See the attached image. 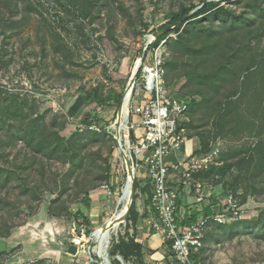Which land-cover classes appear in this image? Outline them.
Returning <instances> with one entry per match:
<instances>
[{
  "label": "rangeland",
  "instance_id": "374dc122",
  "mask_svg": "<svg viewBox=\"0 0 264 264\" xmlns=\"http://www.w3.org/2000/svg\"><path fill=\"white\" fill-rule=\"evenodd\" d=\"M208 2L227 12L186 25ZM182 9L190 12L173 38L168 23ZM147 25L169 27L167 79L179 81L184 98L201 99L188 137L219 139L222 168L232 166L198 180L264 200V0H0V264L100 263L89 258L88 238L116 212L125 167L109 129L120 105L97 106L94 97L123 96ZM88 113L100 132L83 124ZM136 180L133 203L142 216L135 224L127 216L112 236L108 264H155L148 248L141 260L110 254L132 237L139 243L143 224L151 233L142 217L155 215L146 212L145 181ZM104 183L112 196L99 190ZM202 258L264 264V214L212 226Z\"/></svg>",
  "mask_w": 264,
  "mask_h": 264
},
{
  "label": "built area",
  "instance_id": "2783aa9c",
  "mask_svg": "<svg viewBox=\"0 0 264 264\" xmlns=\"http://www.w3.org/2000/svg\"><path fill=\"white\" fill-rule=\"evenodd\" d=\"M147 27V31L143 30L141 61L128 102L125 136L121 132L118 138L113 127L109 129L114 133L117 153L124 159L125 179L128 163L134 181L143 179L144 185L150 187L147 211L155 217L147 222L159 237L161 246L166 248L167 243L170 244L171 256L167 261L170 264H208L202 258L207 231L215 225L227 226L258 218L264 212V201L249 195L241 204L231 191L218 192L212 184L196 179L197 175L222 166V147L219 139L206 141L203 148L196 137H188L191 121L187 111L192 99L179 98L180 83L169 86L166 81L165 47L171 36H165L155 46L167 32ZM172 37L176 38V33ZM86 126L88 130L100 132L96 126ZM171 156L174 160L168 161ZM173 177L178 179L177 188L168 185V179ZM180 186L193 196V210L198 214L186 228L179 222L186 212L181 211L177 216ZM99 188L107 196L113 195L109 184L104 183ZM212 198L216 204L210 207V214L205 215L204 209ZM186 215L190 218V213ZM95 257L101 264V258Z\"/></svg>",
  "mask_w": 264,
  "mask_h": 264
},
{
  "label": "trees",
  "instance_id": "16d2710c",
  "mask_svg": "<svg viewBox=\"0 0 264 264\" xmlns=\"http://www.w3.org/2000/svg\"><path fill=\"white\" fill-rule=\"evenodd\" d=\"M221 2H218V3H212V2H208V3H204L202 5V7L196 12L194 13L193 15H191L189 18H188V23L187 24H197L199 22H201L202 20H204L207 16H210L211 14L215 15V16H220L224 13H226V9L220 5ZM190 10L188 9H182L181 11H178L176 13H173L172 14V18L171 20L169 21V26H174L173 28V32L174 33H178L179 32V29H180V25L185 23L187 20H184L185 17L189 14ZM243 20H246L245 17L242 15L241 17H239ZM6 24V23H5ZM147 27V26H146ZM167 28H169L168 26H161L159 28H157L156 30L158 32H161V31H164L166 30ZM165 36H167V33L162 36L161 38H159L157 40V42L155 43V46L160 42V40H162ZM167 59H166V66H165V69H166V81H167V85L169 86H173L176 83H178L179 81H169L167 79ZM140 76V72L137 74V78ZM177 96L179 98H184L182 94H180V89H179V92L177 93ZM185 98H191V103L189 105V108H188V111H187V115L189 116L190 118V111L196 107L198 105V102L200 103L201 102V99L199 96H188L187 95L185 96ZM110 100H113L115 103H117L118 105L121 104V100H122V96L118 97V98H107V99H100L99 97H94V101L96 102L97 106H101V107H106V104L108 103V101ZM96 118H97V115H91L90 113H88L84 120L82 121L84 125H92L94 124V122L96 121ZM191 121V119H190ZM190 125H191V122L190 124L188 125V128H190ZM203 146V148H205L206 146V142L201 144ZM263 146V145H261ZM232 166L231 165H226L225 167L220 168L221 170V173L222 174H225L229 168H231ZM214 169L216 168H212L210 171H208L207 173H204V174H199L197 175L196 179H201L200 177L205 175V174H208L210 173L211 171H213ZM111 179V178H110ZM212 184V183H211ZM218 184V183H217ZM217 184H212L214 187L217 186ZM139 186V183L138 181L135 179V183H134V188L136 189L137 187ZM112 191L114 190V187L111 188ZM144 194L147 195V199H146V202H147V206L150 204V187L149 185H144L143 188H142ZM180 192H183L184 191V186H180L179 188ZM225 191V190H224ZM232 192V191H231ZM233 193V192H232ZM234 195L237 196V194L233 193ZM254 195V194H253ZM255 196V195H254ZM85 197H87V195H85ZM256 197V196H255ZM239 198V197H238ZM246 198L247 196H242L240 199V202L241 204L245 203L246 201ZM258 198V197H257ZM260 199V198H259ZM262 201H264L263 199H261ZM183 200H182V196H180L177 200V207L180 208L181 204H182ZM216 204V201L215 199H210L209 201V205L204 209V212H205V215H208L210 214V207L215 205ZM189 213H190V219L188 221L192 222V221H195L196 218L198 217V214L193 210V208L191 210H189ZM264 212H262L259 217L261 215H263ZM77 216H81L80 213L78 212L77 213ZM139 216H142L140 215L139 213H137V211L135 210L134 208V203H132L131 205V209L129 211V214H128V218H127V221L131 222V224H135L134 221L135 219H138ZM258 217V218H259ZM145 218V217H142V219ZM83 221L88 224V220L83 217ZM252 221V220H251ZM242 222V221H241ZM239 223V222H237ZM236 224V223H234ZM232 224V225H234ZM215 226H220V225H215ZM227 226H231V225H227ZM166 251L167 253L169 254L167 256L170 257L171 256V252H170V244L167 243L166 245ZM143 247L136 242L135 238H131V239H128L126 241V243H117V245L115 247L112 248V251H111V256H113L115 253H118V255H120L122 257L123 260H126L128 259L129 257H135L136 259H139L141 260L142 257H144V254H143ZM115 264H120L119 262H115Z\"/></svg>",
  "mask_w": 264,
  "mask_h": 264
},
{
  "label": "bare ground",
  "instance_id": "6f19581e",
  "mask_svg": "<svg viewBox=\"0 0 264 264\" xmlns=\"http://www.w3.org/2000/svg\"><path fill=\"white\" fill-rule=\"evenodd\" d=\"M140 61H141V57L138 59V62L135 64L134 70L126 85V89L124 91V103L119 108L117 115L115 117V121L112 125L113 127L112 129H114V133L116 132V135L118 133L117 136L118 138L120 133L121 132L123 133L126 130L125 125L127 119L126 115H127L128 102L135 81V74L139 68ZM129 171L131 173L132 170L129 169ZM131 179H132L131 174L127 179H125V182L121 189V193L116 200L117 203L116 212L107 219H105L89 235L88 241L93 242L95 244V247L91 249L90 252L88 253L90 260L91 257L98 256L102 260L101 264H108L106 258H107V251L111 238L113 235H116L120 226L125 223L126 218L129 214L128 212L130 210V207L134 201V191H132L131 188ZM47 229L50 230L49 225L47 226Z\"/></svg>",
  "mask_w": 264,
  "mask_h": 264
},
{
  "label": "crops",
  "instance_id": "0c3cea01",
  "mask_svg": "<svg viewBox=\"0 0 264 264\" xmlns=\"http://www.w3.org/2000/svg\"><path fill=\"white\" fill-rule=\"evenodd\" d=\"M190 139H192V138H190ZM193 144H195L194 140H193ZM171 160H174L173 156L168 158V161H171ZM168 185L170 187H174V188L178 187V184L176 182H173L172 179H168ZM188 195L189 194H187L186 191H183L180 194V196H182V200L183 201H184L185 197L188 198V197L191 196V195H189V196ZM193 202H194V198H192L191 202L186 201V204H184V205L181 204V206H180V209H182L181 211L186 212V214L189 213V210L194 208ZM146 212L148 213V211H146ZM186 214L184 215V217H183V219L181 221L179 220L180 224L184 228L188 227V225L190 224V221H188L190 218L187 217ZM142 221L146 222L147 220L145 218H143ZM145 226L147 227V223H145V225L143 224V226H141L142 229L140 230V232L137 231V232L142 234L141 240H139V244L143 247V250H144V248H148V249L154 250V253H153V256L151 257V259L155 257V259H153V260H156V261H154V263L155 264H162V261H164V260L167 261L168 258H169V257L168 258L166 257V259H165V256L163 255L164 252L166 251V249H165V247L161 246L159 237L157 235H155L152 230H151V233L149 232V229H148L147 233H144V231H146V229H147V228L146 229L144 228ZM137 230H139V228ZM144 257H146V255H144Z\"/></svg>",
  "mask_w": 264,
  "mask_h": 264
},
{
  "label": "water",
  "instance_id": "95a60500",
  "mask_svg": "<svg viewBox=\"0 0 264 264\" xmlns=\"http://www.w3.org/2000/svg\"><path fill=\"white\" fill-rule=\"evenodd\" d=\"M167 32V30H165L164 31V33H166ZM141 56V55H140ZM136 73H137V71H136ZM135 76H136V74H135ZM123 103H124V94H123V96H122V100H121V104H120V107L123 105ZM117 115V114H116ZM118 136V135H117ZM129 169H131V167H130V165L127 163V175H128V177H129V175L131 174V176H132V179H131V188H132V191H134V186H133V181H134V179H133V172L131 171V173H130V171H129ZM131 208V207H130ZM130 211V210H129ZM129 213V212H128ZM109 257L107 256V258H106V260L108 259ZM91 260H94V257H91Z\"/></svg>",
  "mask_w": 264,
  "mask_h": 264
}]
</instances>
